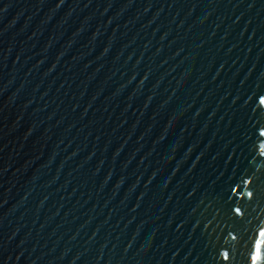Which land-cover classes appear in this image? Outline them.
Wrapping results in <instances>:
<instances>
[{
    "label": "water",
    "instance_id": "obj_1",
    "mask_svg": "<svg viewBox=\"0 0 264 264\" xmlns=\"http://www.w3.org/2000/svg\"><path fill=\"white\" fill-rule=\"evenodd\" d=\"M0 264H264V0H0Z\"/></svg>",
    "mask_w": 264,
    "mask_h": 264
}]
</instances>
